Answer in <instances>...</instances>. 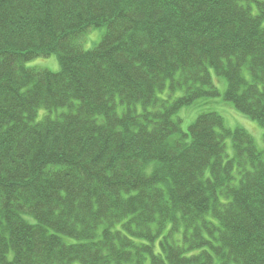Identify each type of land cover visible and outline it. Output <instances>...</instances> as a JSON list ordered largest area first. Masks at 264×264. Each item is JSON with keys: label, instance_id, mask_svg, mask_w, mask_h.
Returning <instances> with one entry per match:
<instances>
[{"label": "trees", "instance_id": "obj_1", "mask_svg": "<svg viewBox=\"0 0 264 264\" xmlns=\"http://www.w3.org/2000/svg\"><path fill=\"white\" fill-rule=\"evenodd\" d=\"M212 72L264 143V1L0 0V264H264V148L177 116Z\"/></svg>", "mask_w": 264, "mask_h": 264}, {"label": "rangeland", "instance_id": "obj_2", "mask_svg": "<svg viewBox=\"0 0 264 264\" xmlns=\"http://www.w3.org/2000/svg\"><path fill=\"white\" fill-rule=\"evenodd\" d=\"M102 33L103 29L101 28H90L79 38V44L84 49H89L100 41ZM26 65L37 69H47L52 72H56L60 68L56 55L37 57L27 62ZM211 76L213 83L219 92V96L212 98H201L196 100L192 105L182 108L177 114V116L182 119V130H187V126L191 124L199 114L206 112H216L223 117L224 124L227 127L231 129L240 127L247 130L252 135L256 148L258 150H262L264 148L262 127H260L256 121L251 120L237 112L232 108L229 102L223 100V93L226 86L225 80L222 77L216 76L213 72L211 73ZM43 113V110L40 111L37 119H39ZM225 151L227 156L232 155L229 138L226 140Z\"/></svg>", "mask_w": 264, "mask_h": 264}]
</instances>
